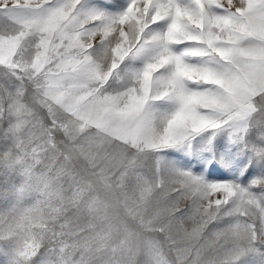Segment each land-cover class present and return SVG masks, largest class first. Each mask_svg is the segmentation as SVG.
I'll list each match as a JSON object with an SVG mask.
<instances>
[{"label":"rangeland","instance_id":"obj_1","mask_svg":"<svg viewBox=\"0 0 264 264\" xmlns=\"http://www.w3.org/2000/svg\"><path fill=\"white\" fill-rule=\"evenodd\" d=\"M0 264H264V0H0Z\"/></svg>","mask_w":264,"mask_h":264}]
</instances>
